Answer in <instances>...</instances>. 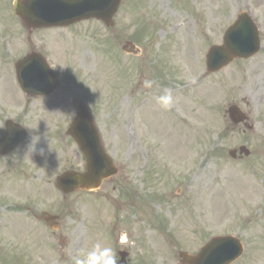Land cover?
Listing matches in <instances>:
<instances>
[{"label":"rangeland","instance_id":"374dc122","mask_svg":"<svg viewBox=\"0 0 264 264\" xmlns=\"http://www.w3.org/2000/svg\"><path fill=\"white\" fill-rule=\"evenodd\" d=\"M14 2L0 0V138L7 120L28 135L0 158V264H76L96 245L117 263L124 250L129 264H183L181 252L196 255L215 237L241 242L233 264H264V0H122L113 28L89 20L34 31ZM243 13L259 26L260 52L209 73L208 51ZM31 53L60 82L51 96L20 89L15 66ZM82 103L119 173L64 196L56 178L87 166L66 136ZM232 105L245 124H232ZM241 146L251 156L232 159ZM43 212L59 216L58 231L34 218Z\"/></svg>","mask_w":264,"mask_h":264},{"label":"water","instance_id":"95a60500","mask_svg":"<svg viewBox=\"0 0 264 264\" xmlns=\"http://www.w3.org/2000/svg\"><path fill=\"white\" fill-rule=\"evenodd\" d=\"M121 0H16L15 12L29 30L69 26L88 19L102 20L108 27L114 26L113 17ZM134 46L127 43L124 50L132 52ZM260 50L258 31L252 20L242 14L238 21L227 30L222 46H214L207 56V68L215 73L226 68L236 58L248 59ZM18 81L22 90L29 96H45L53 93L59 86L57 79L45 60L39 55H30L17 66ZM230 119L236 125L243 123L246 116L237 106L228 110ZM79 145L87 158V172L84 174L66 172L57 180L58 188L64 195L77 190H96L105 179L118 173L112 159L102 145L90 109L80 106V112L72 122L68 133ZM26 131L19 125L8 122L7 133L0 142V151L6 154L24 140ZM241 154L250 156V151L242 147ZM232 158L237 151H231ZM56 228L55 218H44ZM243 254L240 242L232 237H218L206 244L197 255L181 253L183 264H232ZM118 264H128L127 252H120Z\"/></svg>","mask_w":264,"mask_h":264},{"label":"clouds","instance_id":"9594fccd","mask_svg":"<svg viewBox=\"0 0 264 264\" xmlns=\"http://www.w3.org/2000/svg\"><path fill=\"white\" fill-rule=\"evenodd\" d=\"M145 86L151 87V82L146 81ZM164 106L168 107L172 103V96L169 92L162 97ZM126 240V235L121 237V242ZM76 264H117L115 252L111 248H105L102 251L99 245L95 246V250L88 253L85 259H77Z\"/></svg>","mask_w":264,"mask_h":264},{"label":"bare ground","instance_id":"6f19581e","mask_svg":"<svg viewBox=\"0 0 264 264\" xmlns=\"http://www.w3.org/2000/svg\"><path fill=\"white\" fill-rule=\"evenodd\" d=\"M183 26H188L187 23L183 22L182 23ZM11 103L15 106V107H18L20 105V100L18 98H16L15 96H12L11 97ZM156 114H159V111L158 112H155V115ZM164 126L166 127V123H165V120H159V122H157V124H155V127H156V130L155 132L158 133V134H162V133H165V130L164 129ZM219 209V208H217Z\"/></svg>","mask_w":264,"mask_h":264},{"label":"flooded vegetation","instance_id":"af4514ba","mask_svg":"<svg viewBox=\"0 0 264 264\" xmlns=\"http://www.w3.org/2000/svg\"><path fill=\"white\" fill-rule=\"evenodd\" d=\"M39 180H41L42 178L41 177H38ZM36 217V216H35Z\"/></svg>","mask_w":264,"mask_h":264}]
</instances>
